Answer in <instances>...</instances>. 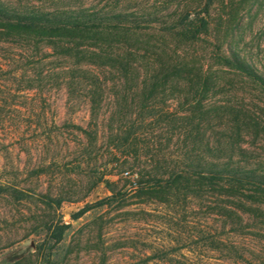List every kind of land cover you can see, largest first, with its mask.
<instances>
[{"label": "trees", "instance_id": "trees-1", "mask_svg": "<svg viewBox=\"0 0 264 264\" xmlns=\"http://www.w3.org/2000/svg\"><path fill=\"white\" fill-rule=\"evenodd\" d=\"M143 1L0 0V44L21 52L3 65L22 58L37 65L19 91L48 95L58 83L68 99L83 93L95 127L77 128L96 135L102 116L112 162L135 176L134 195L143 202L209 200L233 235L264 238V161L250 148H264V36L248 38L246 31L257 0ZM43 55L54 57L52 69ZM167 127L181 142L176 155L168 151L173 135L149 137ZM5 194L25 195L0 183ZM39 196L48 206L61 204V198ZM66 228L45 223L37 259L61 264L56 247ZM217 243L232 252L225 264H243L234 256L245 258L243 245ZM165 260L151 255L142 264H175Z\"/></svg>", "mask_w": 264, "mask_h": 264}, {"label": "rangeland", "instance_id": "rangeland-1", "mask_svg": "<svg viewBox=\"0 0 264 264\" xmlns=\"http://www.w3.org/2000/svg\"><path fill=\"white\" fill-rule=\"evenodd\" d=\"M164 1L143 2L161 5ZM251 13L248 38L264 36V0H257ZM243 18L245 24L250 20L245 13ZM20 53L15 47L0 44V183L25 193L20 198L0 196V264H44L35 251L50 220L67 224L56 247V260L61 264H142L151 255L164 256L165 261L175 264L199 259L225 264L223 259L232 257V252L225 247L218 250V239L227 245L234 241L244 246L245 258L233 252L241 263L264 264L263 236L233 235L230 225L223 227V219L215 214L209 200L159 203L143 202L135 196V176L112 162L102 116L96 135L77 128L95 127L87 102L80 96L83 93L68 99L64 84L58 83L51 86L48 95L19 91L29 83L37 66L23 58L11 67L3 65L5 59L19 58ZM42 58L46 68L54 67V57ZM38 59L36 55L33 60ZM58 62L62 63L59 67L66 65ZM59 67L55 66L56 71ZM168 131L167 127L149 137L173 135L167 142L168 151L176 155L181 142L176 131ZM250 148L264 161L260 143ZM41 194L61 198V204L48 206L40 200ZM108 198L106 204L95 206ZM86 205L94 206L76 217Z\"/></svg>", "mask_w": 264, "mask_h": 264}]
</instances>
